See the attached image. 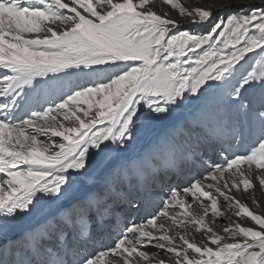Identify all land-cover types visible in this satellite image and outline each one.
Masks as SVG:
<instances>
[{"label": "snow or ice", "instance_id": "1", "mask_svg": "<svg viewBox=\"0 0 264 264\" xmlns=\"http://www.w3.org/2000/svg\"><path fill=\"white\" fill-rule=\"evenodd\" d=\"M162 3L170 9L155 10V0H0V234L43 195L63 194L110 143L131 142L138 121L162 119L187 94L222 89L209 119L227 112L248 123L245 151L170 188L159 212L129 221L112 245L72 260L49 247L37 264H264V200L254 183L264 195V0ZM214 18L206 31L181 30ZM72 70L83 83L61 79ZM44 78L62 90L47 107L32 100ZM103 196L69 204L42 226L40 241L59 240L66 228L82 235ZM217 218L228 220L220 232Z\"/></svg>", "mask_w": 264, "mask_h": 264}, {"label": "bare ground", "instance_id": "2", "mask_svg": "<svg viewBox=\"0 0 264 264\" xmlns=\"http://www.w3.org/2000/svg\"><path fill=\"white\" fill-rule=\"evenodd\" d=\"M181 2L186 5L194 6L196 3L214 4L217 3L218 0H181ZM162 5L163 3L160 0H157L155 3V6L158 7H161ZM164 9L169 10L170 8L168 5H164ZM170 14L173 17H177L178 11L171 10ZM220 14L223 15V13ZM185 24L192 32H197L209 29L211 22L204 25L203 28L188 22H184L182 25ZM72 74H76V76L73 75L75 82L84 81L83 77L79 78L78 73L74 70H72ZM63 76L64 75L61 76V79ZM46 79L47 78L41 79L39 84L43 83ZM50 81L53 82L56 80ZM52 84L53 83H50L49 85L45 84L43 86L45 88L42 89L38 87L36 92L33 93L32 100H38L39 103L45 107L48 106V103L56 101L62 93L56 91L55 87H51ZM57 87H60V84H58ZM199 99L200 98H197L196 100L197 104L194 111L189 112L187 115L176 119L173 122H168L166 120L161 127H159L152 140H147L140 145V141L134 140V136L131 142L123 147L116 143H110V147L106 153L93 157L88 162L86 172H84L83 175H75L71 183L64 186L67 188H65L63 194H57L58 198L57 196L49 197L43 195L35 210L29 215H24L21 218V221L18 222L15 234L36 238V235L42 226L52 223L59 218L69 204L85 201L90 199L94 194L103 191L104 196L101 205L97 206L96 204H93L90 213L86 216L87 226L97 229L96 223L101 224L103 221L111 220V217L115 212L110 213L109 209L121 211L124 205H126L127 202H130L128 199L129 190L127 189L121 191L122 196L118 203H112V205H110L111 207L109 206L113 200V198H110L112 186H106L107 184L104 182L108 179L112 182L116 172H122L120 178L115 181L118 182L119 186L124 183L126 184L127 182L129 183V186H132L133 184L135 187L139 188V195L141 193L147 195L148 193H151L154 198L161 195V192L164 193L166 190V186L158 185L152 187L151 191H149L146 181V177L152 169L158 167L152 158L158 159L161 155H165L163 164L169 162L173 166H180L179 169L182 170L181 178H184L185 175L192 178V176L194 177L196 175H205L213 163H222L225 157L232 155L234 152L239 153L245 151L248 147L249 140L248 138L243 141L239 139L241 132L243 135L248 134V123L245 121V118L243 116H238L235 113H229L230 115H226V112L223 116H220L219 118L221 119L219 120L218 118L219 121H217L222 127L221 130H216L214 129V126V128L211 127L212 123H209L210 120L205 116V113L200 111V104L198 103ZM46 101L48 103H46ZM22 111L23 109L17 111V116H19ZM233 115L234 117L231 118V123L227 122L229 116ZM21 116H23L22 113ZM197 117L200 122L195 120ZM200 149L201 151H198ZM230 149H232V151ZM199 153L202 154V157L199 156ZM196 155L198 156L197 161L193 157ZM104 178L107 179L103 182V185L100 184L101 188H98L96 184ZM199 178L200 177H198V179ZM187 181L190 182V179H187ZM254 183L257 184L256 198L258 200H264V195H262L259 190L258 182L254 181ZM119 186H117V188H119ZM183 187L186 186L184 185ZM138 196L135 198L133 207L140 211L146 206L148 198L146 196V200L143 201L139 199ZM246 197L247 194H244V202L249 205L251 210L255 206L252 204L251 200ZM166 198L167 197H165V199ZM161 207H163V205ZM119 208H121V210H119ZM192 211L194 212V206ZM257 211H259V209ZM202 214L203 213H201V215ZM207 219L210 223L212 222L210 216ZM245 220L249 226L251 224L254 225V222H252L250 218H245ZM109 223L110 222H106L105 224L111 228L112 225ZM223 225L224 224L217 219L215 220L213 227L216 231L220 232ZM88 227L82 235H80L78 228H66V234L59 238L61 242L55 244L54 247L56 249H62V246H64L68 249V247L76 245L77 247H80V250L78 249L76 251V253L79 252L80 255H86V253L81 250L92 253L96 250L102 249V247L99 248L98 246L99 236H93L95 230L88 229ZM254 227L258 228V226L255 225ZM33 233L34 235H32ZM3 242V240H0V251L4 249L2 246ZM18 243L21 244L20 241H18ZM18 249L22 250L20 246ZM151 251H155V249Z\"/></svg>", "mask_w": 264, "mask_h": 264}, {"label": "rangeland", "instance_id": "3", "mask_svg": "<svg viewBox=\"0 0 264 264\" xmlns=\"http://www.w3.org/2000/svg\"><path fill=\"white\" fill-rule=\"evenodd\" d=\"M156 1L157 0H155V3H156ZM161 2H162V0H160ZM164 5L165 4H163L161 7H158V6H155L154 5V7H155V10H157V11H164L165 9H164ZM169 6V5H168ZM169 8H170V6H169ZM175 11H177V10H175ZM228 14V12L226 11V12H224L223 13V15L224 16H226ZM171 15V14H170ZM216 15V17H219L221 14L220 13H216L215 14ZM213 23H215V18L211 21V24H210V26H209V28L211 27V25L213 24ZM188 26L185 24V25H182V27H181V30H188V31H191L190 29H188L187 28ZM249 55H251V54H249ZM73 75H75L76 76V74H71V75H67V76H63L62 77V80H67V81H72V82H75L74 81V77H73ZM78 76H79V78H81V77H83L81 74H78ZM84 82V81H83ZM83 82H80V83H83ZM50 83H53L52 84V86L51 87H55V89H56V91H58V92H60V93H62V90H61V88L60 87H57L58 86V84H60V81L59 80H56V81H50V80H47V82H45V81H43V83H41V84H39L38 86H37V88L38 87H40V89H42V88H45V87H43L45 84H50ZM209 83H211V82H209ZM36 88V89H37ZM66 90V89H65ZM222 95V89H217V88H215V87H213V88H209V89H207L205 92H203V94H200V93H197L196 95H192V94H187L184 98H183V102L180 104V106L179 107H176L170 114H163V118L162 119H154V120H146V121H144L143 123H141V122H137L138 123V127L135 129V132H134V136H135V139L134 140H139L140 141V145L141 144H143V143H145L147 140H152L154 137H155V134L157 133V130L159 129V127H161V125L167 120L168 122H173V121H175L176 119H179V118H181V117H183V116H185V115H187L189 112H192V111H194L195 109H196V104H197V98H200L199 100H198V103L200 104V111L201 112H203V113H205V116L208 118V120H210L209 119V116H210V114L216 109V108H218L219 107V97ZM225 114V113H224ZM231 114V113H230ZM229 113H227L226 115H230ZM221 116H223V115H221ZM226 117V116H225ZM234 117V115L233 116H229V118H228V121L227 122H229V123H231V118H233ZM221 118H219V120H220ZM197 122H200V121H198L199 120V118L197 117L196 119H195ZM218 119H216V120H210V122L209 123H212V125H211V127L212 128H214V129H216V130H221V125H219L218 123H217V121H219ZM226 120V119H225ZM196 123V122H195ZM214 126V127H213ZM230 128V127H229ZM199 129H200V127H199ZM244 137H245V139L244 140H246L247 138H248V134H244ZM195 140V139H194ZM229 141H231V140H229ZM105 143H109V142H105ZM116 144H118V142L116 143ZM119 145V144H118ZM223 149V148H222ZM108 150V149H107ZM231 151H232V149H230ZM198 151H201V149L200 150H198ZM201 153V152H200ZM199 153V156H201L202 157V154H200ZM235 153V152H234ZM194 158H195V160L197 161L198 160V156L196 155V156H193ZM206 157V156H205ZM164 158H165V155H161L158 159H153L152 158V160L155 162V164L157 165V166H159V163H160V165L161 164H163V162H164ZM171 165V163H165V165ZM205 164V163H204ZM204 164H203V166H204ZM202 170H205V169H202ZM182 171V170H181ZM194 172V171H193ZM182 174H180V176H181ZM198 177H201V176H198V175H196V176H192V178H190L189 176H184V178H182L183 180H184V182H186V180L187 179H190V181L191 180H193V179H198ZM107 178H104V179H102V180H100V181H98V183L96 184V186L98 187V188H101V185L100 184H102L103 185V182L106 180ZM186 179V180H185ZM133 181V180H132ZM146 181H147V185H148V187H149V191H151V188H152V186H151V183H150V181L148 180V175H147V177H146ZM134 182V181H133ZM104 183H106L107 185L106 186H112V189H111V195H110V198H113V200L111 201V204H109V206L110 205H112V203H118L120 200V197L122 196L121 195V191H125V190H127V189H129V183H127L126 182V184L124 183V184H122V185H118V182H114L113 184L116 186V187H114L113 185H112V182L108 179L107 181H105ZM135 183V182H134ZM162 185V184H161ZM117 186H119V188H117ZM132 186H134L133 184H132ZM155 187V186H154ZM117 189H119V190H117ZM120 191V192H119ZM162 193V192H161ZM163 200H165V198L163 199H161V206L163 205ZM127 203H130L131 204V202H127ZM146 205H147V201H146ZM111 207V206H110ZM122 208V207H121ZM121 208H119V210H121ZM145 208V207H144ZM162 208V207H161ZM160 208V209H161ZM110 210H112V209H109V211ZM194 212H197L198 214H201L202 213V210L200 209V208H197L195 205H194ZM211 217V216H210ZM217 219H219V221L222 223V224H224L223 226H227L228 225V221L226 220V219H224V218H217ZM216 219V220H217ZM226 224V225H225ZM250 226H254V225H250ZM96 231H94L93 232V236H98V234L96 233V232H98V229H95ZM120 231L119 232H123L125 229H119ZM81 235V234H80ZM118 238V237H117ZM116 238V239H117ZM81 239H82V237H81ZM211 246V245H210ZM79 248V250H80V247H78ZM151 250H154V249H150V251ZM82 252H84V253H86V254H88L89 252H85V250H81Z\"/></svg>", "mask_w": 264, "mask_h": 264}]
</instances>
